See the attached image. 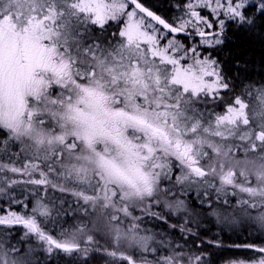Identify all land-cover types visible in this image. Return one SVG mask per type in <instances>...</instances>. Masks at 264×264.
I'll return each instance as SVG.
<instances>
[{
    "label": "trees",
    "instance_id": "16d2710c",
    "mask_svg": "<svg viewBox=\"0 0 264 264\" xmlns=\"http://www.w3.org/2000/svg\"><path fill=\"white\" fill-rule=\"evenodd\" d=\"M132 1L173 27L191 15L189 7L196 0ZM257 2L261 8L257 4L246 6L239 19L221 26L213 15L199 10L212 26L210 32L204 29L206 34L211 33V39L217 41L198 50L214 61L221 88L210 95L187 93L174 103L155 98L154 107L185 108L194 116L190 119L199 120L201 125L216 120L228 108L238 110L243 104L256 109L260 97H264V3ZM125 4L154 26L156 39L167 42L163 29L134 4ZM203 25L205 22L199 26ZM123 26V18L102 26L87 23L73 34L78 48L69 45V51H62L66 45L55 48L28 42L24 43L22 56L17 51L21 43L15 44L19 36L0 27L2 59L12 65L0 73V262L162 264L163 260L165 264H264V220L261 226L253 221L257 214L264 213V128L252 129L248 136L239 132L227 144L219 141L225 153L218 162H214L212 153L219 147L209 142H199L203 144L197 149L204 151L201 160L188 155L191 164L177 152L186 143L170 138V151L161 147V141L154 143L152 126L143 132L133 123L135 118L151 120L152 114L135 116L134 112L142 111L125 93H102L86 84L87 72L97 71L103 64L99 59H110L119 49ZM166 35L168 39L173 37ZM178 38L179 48L189 50L187 39ZM85 48L89 54L81 55ZM64 52H69V57ZM17 77L26 79L7 94L5 82ZM135 99L139 104L141 97ZM15 105L18 108H13ZM144 134L153 141L146 142ZM37 137L50 140L36 158L29 142ZM48 147L52 154L46 152ZM157 149L162 153L155 152ZM87 150H93L95 157L86 154L81 159L78 154ZM87 157L92 172L86 167ZM158 159L163 172L156 177ZM230 163L234 171L219 169ZM214 165L218 168L212 172ZM189 166L207 173L201 174L200 194L185 189L175 178ZM251 166L259 167L260 177L247 173ZM219 171L225 174L218 175ZM110 179L125 183L127 192L123 194H127L125 201L129 203L109 195L112 190L105 185H110ZM234 210L248 217L251 223L247 229L233 228L229 223L226 227L223 217ZM119 229L135 235L136 244L127 246Z\"/></svg>",
    "mask_w": 264,
    "mask_h": 264
},
{
    "label": "rangeland",
    "instance_id": "374dc122",
    "mask_svg": "<svg viewBox=\"0 0 264 264\" xmlns=\"http://www.w3.org/2000/svg\"><path fill=\"white\" fill-rule=\"evenodd\" d=\"M252 4H257L259 8L262 6L257 0H196L189 7L191 15L183 19V23H177V26L174 27L185 32L190 31L192 34L206 33V29L210 32L212 26L206 20V16H200V9L205 10V14L213 15L212 18L218 21V25L221 26L229 20L239 19L241 9ZM122 18L124 20L121 31L123 40L119 44V49L110 56V59H107V56L99 59L103 62L99 70L86 71L88 77L86 84L102 93L105 91L125 93L130 101L142 111L134 112L135 116L145 113L152 114L151 120L135 118L133 123L136 127L144 129L143 132H148L152 126L156 136L154 143L161 141V147L168 151H170L167 148L170 138L176 143H186L182 146V150L177 148V152L185 163L191 164L193 160L188 155L190 157L193 155L196 160H201L204 151L197 149L203 144L199 142H209V144L219 147L218 152L212 153L216 159L214 162H218L220 156L222 157L225 153V149L217 144L219 141H226L225 144H227L229 142L227 140H233L239 132L248 136L250 130L264 128V97H260L262 101L258 102L256 109L246 107L243 104L239 106L238 110L228 108L216 120L210 121L217 115L208 120L207 122H210L207 125H201L200 121L195 118L190 119L194 116L185 108L171 110L154 107L155 98L166 103H174L185 98L187 93L195 95L206 92L210 95L221 88V81L214 61L207 56H202L198 50L201 46L207 47L214 44L216 39H200L197 42L191 39L186 42L190 49L182 51V48H179L181 39L178 37H169L168 39L167 35L162 33L161 35L167 39L166 43H162V38L156 39L158 33L154 30V26L146 22L135 9H127L123 0H0V27L15 36H19V39H15L17 46L20 45L17 42L21 43V48L17 50L20 53L19 56H22L24 51V43L28 42H42L53 45L55 48L66 45V49L62 51H69V45L70 48H78L79 42H75L76 39L73 34L79 33L81 26L83 27L87 23L102 26L108 21H119ZM202 22H205L206 25L199 26ZM89 52L87 48L81 49V55L89 54ZM64 53L69 57V52ZM18 64L19 62L15 61V65ZM11 66L8 60L2 59V50H0V73L2 74V70H8ZM25 79L26 77L24 79L17 77L5 82L6 93L9 94L15 85H20ZM2 80L0 75V81L3 82ZM41 81L43 80H40V83H42ZM32 92L39 93L38 90ZM135 96L141 97L139 104H137ZM51 105L56 107L53 103ZM76 106L83 107L82 104ZM14 107L18 108L17 105ZM67 120L65 119V123ZM130 134L133 136L134 133L130 132ZM257 136L261 138V134ZM47 140L50 139L38 137L35 141L30 139L29 145L35 148L34 156L36 158L43 153ZM144 140L146 142L153 141L146 134H144ZM222 144L224 145V142ZM244 151L242 150V152ZM46 152L52 154L53 151L49 150L48 147ZM155 152L162 153V150L157 149ZM86 154L92 158L95 157L93 150H87L86 153L81 151L78 156L81 155V159H83ZM65 158L69 159L68 156ZM112 158L114 159V156ZM158 160L155 166L156 169L157 166L159 167L158 170H155L156 177L162 176L163 172V165L160 159ZM88 161L89 158L87 157L85 159L86 167L91 171L92 165ZM215 168L218 166L214 165L212 172L215 171ZM236 168L239 169L238 164ZM219 169H224V171L235 170L231 163L219 167ZM247 170L249 175L260 177L261 170L259 167L251 166ZM102 172L104 173V171ZM184 172V174H180V176L178 174L175 177L178 178V183L183 185L185 189L200 194L202 192L200 180L202 175L207 173L204 171L202 173L199 168L196 172L190 166ZM217 174L224 175L225 172L219 171ZM109 181H111V183L109 182L110 185H105L106 188L112 190L109 195L119 202L129 203V200L125 201L127 194H123V191H126L125 183H118L113 179ZM137 185L139 186V184ZM137 185L135 186L136 191L139 190ZM91 189L97 194L98 189L96 187L93 186ZM256 216L253 219L254 224L263 225L264 213ZM209 218L213 219L214 215L209 214ZM223 220H225L226 227H228L226 223H229V225L233 224V228L239 227L240 229H247L251 223L248 217L241 213L237 215L235 210L234 213L229 211L228 216L225 214ZM119 230L123 232L127 246L136 244L133 240L135 235H131L123 229ZM148 243L152 244L153 241ZM167 246L168 244L165 243L164 247ZM1 259L3 258L0 251ZM160 262L165 264L163 260ZM0 264L2 263L0 262Z\"/></svg>",
    "mask_w": 264,
    "mask_h": 264
},
{
    "label": "water",
    "instance_id": "95a60500",
    "mask_svg": "<svg viewBox=\"0 0 264 264\" xmlns=\"http://www.w3.org/2000/svg\"><path fill=\"white\" fill-rule=\"evenodd\" d=\"M125 1H126L127 3H131V4H132V0H125ZM261 1L264 3V0H261ZM137 8H138V10H139L142 14H144L149 20H151V21L155 22L157 25H159V26H161V27L167 29L166 26L163 24V22H161L159 19H157L154 15H152V14H150L149 12L143 10L142 8H139V7H137ZM179 32H180V31H179ZM180 33H181V34H184V33H182V32H180ZM184 35L188 36V34H184ZM206 36H208V35L201 34V33L194 34V38H203V37H206Z\"/></svg>",
    "mask_w": 264,
    "mask_h": 264
},
{
    "label": "flooded vegetation",
    "instance_id": "af4514ba",
    "mask_svg": "<svg viewBox=\"0 0 264 264\" xmlns=\"http://www.w3.org/2000/svg\"><path fill=\"white\" fill-rule=\"evenodd\" d=\"M167 29L169 30L168 34L172 35L173 37L181 36L180 34H178L177 31H179V30H177L176 27H174V26L173 27H170L169 25H167ZM182 37L186 38L188 42H189V40L193 39V37L191 35H189V36H182ZM194 40H196V39H193V41Z\"/></svg>",
    "mask_w": 264,
    "mask_h": 264
}]
</instances>
